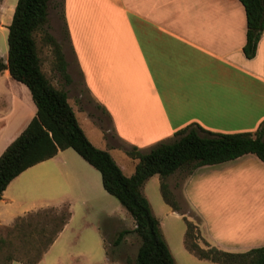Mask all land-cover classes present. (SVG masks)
<instances>
[{
	"label": "crops",
	"instance_id": "obj_1",
	"mask_svg": "<svg viewBox=\"0 0 264 264\" xmlns=\"http://www.w3.org/2000/svg\"><path fill=\"white\" fill-rule=\"evenodd\" d=\"M64 17L68 73L73 80L72 69L79 70L89 96L110 116L122 143L147 151L190 125L253 134L264 125V33L256 55L247 58V16L240 0H64ZM67 51L76 61L67 58ZM2 75L0 156L37 113L32 94L15 83L8 68ZM128 127L134 136L123 131ZM70 149L10 182L0 200V228L8 230L30 214L15 210L17 181L49 196L54 192L49 170L57 167L61 177L68 172L74 179L92 174L86 162L66 152ZM203 167L187 177L193 182L190 196L202 237L232 253L264 246V162L248 153L200 172ZM64 195L46 197L43 209H60ZM38 264H47L44 256Z\"/></svg>",
	"mask_w": 264,
	"mask_h": 264
},
{
	"label": "trees",
	"instance_id": "obj_2",
	"mask_svg": "<svg viewBox=\"0 0 264 264\" xmlns=\"http://www.w3.org/2000/svg\"><path fill=\"white\" fill-rule=\"evenodd\" d=\"M240 1L247 16L243 50L247 58H253L264 33V0ZM49 3L50 0L17 1L8 26L7 64L0 57V74L8 68L12 78L29 88L37 108L36 116L0 156V200L10 182L26 169L71 148L100 171L104 189L121 202L135 221L133 231L141 244L135 260L129 259L126 264H177L159 219L142 192L145 181L156 174L164 179L184 166L220 164L248 153L264 162V125L256 134H217L190 125L177 131L173 139L158 142L147 151L130 146L128 153L137 163L134 174L125 175L110 152L88 138L69 102L68 92L56 88L42 70L35 33L48 24ZM44 40L53 48L56 66L70 84L72 78L61 44L48 31ZM161 192L173 210L180 209L165 180L161 181ZM71 216L69 208H48L18 218L6 236H0V264H38ZM184 219L185 246L199 259L219 264H264V246L241 253L221 250L203 240L197 224ZM128 233L129 230H121L114 244H120ZM200 240L207 248L201 246Z\"/></svg>",
	"mask_w": 264,
	"mask_h": 264
},
{
	"label": "rangeland",
	"instance_id": "obj_3",
	"mask_svg": "<svg viewBox=\"0 0 264 264\" xmlns=\"http://www.w3.org/2000/svg\"><path fill=\"white\" fill-rule=\"evenodd\" d=\"M17 1L4 0L5 5L2 8L0 6V24L2 21L7 23L0 28V57L6 64L9 50L8 26L12 21L15 9L12 5L17 4ZM50 4L48 24L35 33L43 71L56 88L68 92L70 103L75 106L80 125L91 142L101 149L108 150L123 173L132 176L137 161L133 160L128 153L131 147L118 139L110 116L103 112L96 105L94 99L89 96L79 70L76 67L71 68L74 76L72 82L68 84L56 66L53 48L44 40L45 31L52 34L63 48V46L68 47V28L65 25L64 0L52 1ZM73 53L67 51L66 56L76 61ZM3 80L4 76L2 75L0 81ZM15 83L31 96V92L26 85L18 81ZM0 91L5 93V87L0 85ZM7 95L9 96V93ZM0 103L2 104V102ZM3 108L5 106L1 105V112H4ZM0 127H3L1 121ZM123 131L130 136H134L135 130L132 128H123ZM211 132L226 133L220 130ZM5 134L3 131L1 136ZM66 152H72L81 158L83 162H86L85 166H89V171L92 174L86 176L81 173L76 175L77 179H74L66 172L61 177L59 168L55 167L52 170L51 166L49 167L51 169L49 173L54 172L52 176L54 181L51 184L54 192L50 193L49 196L57 198L65 194L63 198L66 197L67 199L57 204L58 207H61L58 210L69 208L72 216L62 231L63 233L44 255L47 264H109L106 253L109 260L116 264H126L129 259L134 261L141 239L133 231L135 228L133 217L115 196L104 189L100 171L92 167L75 150L70 149ZM74 164L78 166L76 162ZM203 166L200 172H204V169L209 171L217 168L213 165ZM194 169L192 165L184 166L164 179L156 174L145 181L142 192L149 200L154 215L159 219L162 234L177 264H219L210 260L199 259L188 251L185 246L186 221L184 217L200 225V217L196 213L190 196L193 194V182L190 179L187 180V177L191 174L190 172ZM162 180H165L169 190L177 200L179 210H173L165 202L161 192ZM14 192L18 197L17 199H19V204L15 207L18 213L29 212L31 214L43 210L45 208V198L49 197L44 196L41 190L27 188V186L19 184L18 181L14 185ZM238 197L241 198L239 195ZM238 218L241 219V214ZM121 230H129V233L125 235L120 244L115 245L114 240ZM7 231V228H0V236L5 235ZM200 244L202 247L207 248L204 241L200 240Z\"/></svg>",
	"mask_w": 264,
	"mask_h": 264
}]
</instances>
